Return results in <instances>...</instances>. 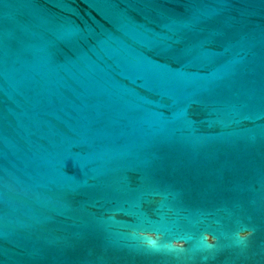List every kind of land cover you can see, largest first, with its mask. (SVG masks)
I'll return each mask as SVG.
<instances>
[{
  "label": "water",
  "instance_id": "95a60500",
  "mask_svg": "<svg viewBox=\"0 0 264 264\" xmlns=\"http://www.w3.org/2000/svg\"><path fill=\"white\" fill-rule=\"evenodd\" d=\"M0 264H264V0H0Z\"/></svg>",
  "mask_w": 264,
  "mask_h": 264
}]
</instances>
